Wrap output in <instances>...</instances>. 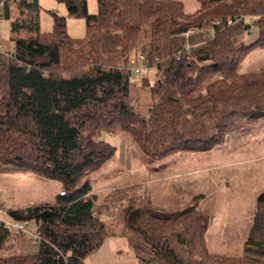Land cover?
<instances>
[{"label": "trees", "instance_id": "16d2710c", "mask_svg": "<svg viewBox=\"0 0 264 264\" xmlns=\"http://www.w3.org/2000/svg\"><path fill=\"white\" fill-rule=\"evenodd\" d=\"M63 1L70 16L86 18L84 37H72L59 15L42 33L38 0H0L12 31L32 34L14 36L9 57L0 50V172L60 186L54 202L9 209L14 219L41 222L42 242L30 254L0 221V264H86L111 235L110 216L124 221L139 264H264V192L245 250L235 255L211 250L208 216L195 202L145 205L135 197L147 193L130 200L134 185L106 199L90 180L115 157L104 132L132 139L150 165L219 148L246 121L264 119V62L242 71L264 50V0H198L192 13L181 0H98L96 14L87 0ZM251 29L258 36L247 41ZM140 54L136 65L156 70L155 81L142 79L147 113L133 95L139 73L130 59Z\"/></svg>", "mask_w": 264, "mask_h": 264}, {"label": "rangeland", "instance_id": "374dc122", "mask_svg": "<svg viewBox=\"0 0 264 264\" xmlns=\"http://www.w3.org/2000/svg\"><path fill=\"white\" fill-rule=\"evenodd\" d=\"M181 1L187 13L194 12L199 6L198 0ZM38 2L42 33L53 30L54 15H59L66 17L67 30L72 37L85 36L86 18L70 16L65 1ZM87 2L89 13L96 14L98 0ZM248 21L251 22L252 18ZM30 35L32 34L25 31L13 32L11 19L0 15V50L6 52L5 56L9 57L14 51V36ZM257 36L258 33L254 30L246 39L251 41ZM137 57L138 55L132 56L136 60ZM258 62H264V50L246 60L242 71L250 70ZM139 66L143 70L134 81V102L141 112L147 113L146 103L150 95L142 79L147 77L150 81H155L156 70L155 67L142 63ZM100 139L116 147L115 157L90 175L94 189L103 197L115 192L118 187L134 185L133 191L130 190V200L137 194L147 193L146 197H135L138 203L143 202L145 205L150 202L165 210H177L195 202L208 216L206 237L211 250L235 255L244 252L249 227L257 212L258 198L264 192V119L246 121L243 129L235 130L224 144L217 145L219 148L213 147L200 152L183 151L150 165L144 163L140 147L129 137L104 132ZM226 162L228 166H218ZM208 166L217 167L207 172L205 168ZM193 169H202V172H189ZM141 184L143 187L139 186ZM59 191L60 186L56 180L38 179L22 171L0 172V201L4 205L0 209L7 211L1 217L7 218L9 209L54 202ZM196 195L200 196L194 198ZM106 219L109 221L111 235L99 250L86 258V264H139L136 252L128 245V230L124 221L112 216ZM11 233L23 237L22 245L28 241L16 231ZM38 247L29 244L26 250L30 254L36 253Z\"/></svg>", "mask_w": 264, "mask_h": 264}, {"label": "built area", "instance_id": "2783aa9c", "mask_svg": "<svg viewBox=\"0 0 264 264\" xmlns=\"http://www.w3.org/2000/svg\"><path fill=\"white\" fill-rule=\"evenodd\" d=\"M240 18H237L236 20L229 19V23L233 24L235 21L239 20ZM251 19L250 17H247V20ZM251 31H254V29H251ZM1 48V44H0ZM6 53V52H5ZM137 59L143 60L144 55L140 54L138 55ZM130 65L132 67V71L137 74L142 72L143 67L136 65V59L131 58L130 59ZM7 213V211L3 208L0 209V221L4 224V226L9 229L11 232L16 231L20 233L22 236H24L31 244L39 246L42 242V237L39 230V224L41 222H37L35 219H26V220H18L12 218L10 215L7 218L1 217L3 214ZM2 214V215H1Z\"/></svg>", "mask_w": 264, "mask_h": 264}, {"label": "crops", "instance_id": "0c3cea01", "mask_svg": "<svg viewBox=\"0 0 264 264\" xmlns=\"http://www.w3.org/2000/svg\"><path fill=\"white\" fill-rule=\"evenodd\" d=\"M228 166V163L226 162V163H223V164H220V165H218V166ZM215 167H217V166H208L207 168H205V170L207 171V172H210V169L211 168H215ZM195 172V173H200V172H202V169H193V170H191V171H189V172ZM188 173V172H187ZM33 245V244H31L30 242H28V241H26L22 246H21V248L24 250V251H26L27 252V250H26V247L28 246V245Z\"/></svg>", "mask_w": 264, "mask_h": 264}, {"label": "water", "instance_id": "95a60500", "mask_svg": "<svg viewBox=\"0 0 264 264\" xmlns=\"http://www.w3.org/2000/svg\"><path fill=\"white\" fill-rule=\"evenodd\" d=\"M247 27L249 28L250 27V24L249 25H247ZM133 76H135V73L133 72Z\"/></svg>", "mask_w": 264, "mask_h": 264}]
</instances>
